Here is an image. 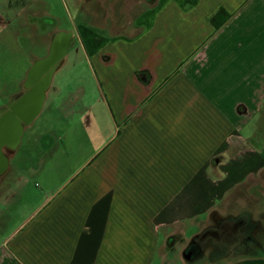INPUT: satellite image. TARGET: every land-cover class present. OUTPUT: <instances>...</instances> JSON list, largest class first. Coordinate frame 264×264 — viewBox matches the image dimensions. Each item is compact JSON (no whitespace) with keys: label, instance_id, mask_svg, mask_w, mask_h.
I'll return each instance as SVG.
<instances>
[{"label":"crops","instance_id":"obj_1","mask_svg":"<svg viewBox=\"0 0 264 264\" xmlns=\"http://www.w3.org/2000/svg\"><path fill=\"white\" fill-rule=\"evenodd\" d=\"M10 1L0 0L5 171L67 56H50V43L42 57L20 54L3 31ZM220 10L230 15L217 27ZM126 28L90 57L102 108L90 107L89 135L75 133L69 175L0 243V264H264L238 257L239 227L251 222L255 237L264 222V0H156ZM196 240L235 253L188 255ZM248 245L264 252L262 240Z\"/></svg>","mask_w":264,"mask_h":264},{"label":"rangeland","instance_id":"obj_2","mask_svg":"<svg viewBox=\"0 0 264 264\" xmlns=\"http://www.w3.org/2000/svg\"><path fill=\"white\" fill-rule=\"evenodd\" d=\"M155 1L12 0L10 6L8 4L5 18L9 23L3 31L4 35L22 42L20 54L42 57L47 55L50 43V56L62 55L65 48L67 56L55 68L50 99L43 112L35 119L33 127L22 135L19 152L12 159L13 167L0 172V243L24 223L69 175L65 168L75 133L79 130L80 136L89 135L91 127L84 124L91 116L90 107L93 103L96 110H101L103 101L96 74L90 65L92 52L104 45L111 34L129 35L133 32L126 27ZM33 14L34 23H28L27 19ZM2 47L5 58L9 52L5 50V44ZM59 135L61 143L58 140L56 144ZM33 136H38L37 141L31 139ZM3 152L10 162L12 152L5 146ZM255 234L253 244L264 241V222ZM177 239L173 238L171 244ZM248 243L250 240L243 245ZM255 253L264 255V252Z\"/></svg>","mask_w":264,"mask_h":264},{"label":"flooded vegetation","instance_id":"obj_3","mask_svg":"<svg viewBox=\"0 0 264 264\" xmlns=\"http://www.w3.org/2000/svg\"><path fill=\"white\" fill-rule=\"evenodd\" d=\"M60 38H58L59 40ZM73 40V37L72 39ZM251 222H247L238 229V256H244L245 258H250V257H256L257 253H255L254 247H251L250 245L247 244V246H244L243 244L247 242V240H256V238L253 236L245 235V231L247 229L251 228ZM221 241V240H220ZM229 247L225 245L224 243H219L218 241L214 240L211 242H205L203 245L200 240H196L194 244H192L189 247L188 254L193 255V256H198L200 251H208V254L210 256H217V255H226L230 256L233 253L228 252Z\"/></svg>","mask_w":264,"mask_h":264},{"label":"trees","instance_id":"obj_4","mask_svg":"<svg viewBox=\"0 0 264 264\" xmlns=\"http://www.w3.org/2000/svg\"><path fill=\"white\" fill-rule=\"evenodd\" d=\"M225 13L227 17H229L230 14L226 13L224 10H220L212 19V21L214 22V24L219 27L222 23H224V21H226L227 17L223 18L221 17V14ZM264 128V126L262 127V129Z\"/></svg>","mask_w":264,"mask_h":264},{"label":"water","instance_id":"obj_5","mask_svg":"<svg viewBox=\"0 0 264 264\" xmlns=\"http://www.w3.org/2000/svg\"><path fill=\"white\" fill-rule=\"evenodd\" d=\"M5 140H3L2 142L0 141V143H5L4 142ZM5 157H3L2 155H1V152H0V172H2L3 171V169L4 168H6V167H4L3 168V166L5 165ZM5 170V169H4ZM189 255V254H188Z\"/></svg>","mask_w":264,"mask_h":264}]
</instances>
